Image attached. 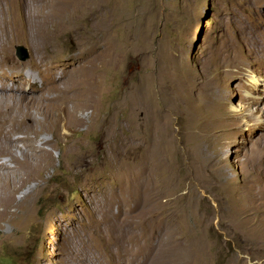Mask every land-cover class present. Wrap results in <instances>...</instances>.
I'll list each match as a JSON object with an SVG mask.
<instances>
[{
	"label": "rangeland",
	"instance_id": "374dc122",
	"mask_svg": "<svg viewBox=\"0 0 264 264\" xmlns=\"http://www.w3.org/2000/svg\"><path fill=\"white\" fill-rule=\"evenodd\" d=\"M16 1L18 20L24 2L39 3ZM67 2L87 9L80 35L59 38L62 53L44 62L57 65V80L87 58L77 40L106 38V104L84 125L45 132L33 122L40 115L22 117L0 98V145L21 160L0 155V198L20 199L38 183L23 227L16 217L0 221V264H264V0ZM30 14L0 87L15 88L27 71L42 83L33 65L43 31ZM69 146L84 152L77 163Z\"/></svg>",
	"mask_w": 264,
	"mask_h": 264
},
{
	"label": "bare ground",
	"instance_id": "6f19581e",
	"mask_svg": "<svg viewBox=\"0 0 264 264\" xmlns=\"http://www.w3.org/2000/svg\"><path fill=\"white\" fill-rule=\"evenodd\" d=\"M40 1L41 0H39V3H35V5L34 6L32 5L33 7L32 6L31 7L33 8L34 17L38 18V20L35 21V22H37L36 24L38 25L40 23V28H42L43 32L45 31L44 33L42 32V35H41L42 36L41 44L39 46H37L39 51L41 50V47L43 50H41V52L38 51V53H39V55H37L38 61L35 62V64L33 65L34 68L36 69L35 71L37 72V74L43 78L42 83L40 86H37L36 82H35V78L32 76L30 71H27L24 73L23 77H21V75H20L21 82L18 81L19 84L16 85L15 88H13V87H11V88L0 87V98L1 97H7L8 100L11 101L10 104H8V106L11 109L17 108V110L19 109L22 112H24V116H22V117H27L30 114V113H28V111L31 112L30 110H33L35 113L40 115L41 118L38 119V122H36L35 120L33 122L37 123L38 127L40 126L39 129L41 128V130L45 131V132L50 131L49 124L50 125L51 124H57V125L59 124V126H61V124H62L63 128H65V129L70 128V126H77V125L79 126L82 124L84 125V124H86V122L88 123L90 118L96 117L101 106L103 104H106L107 78H108V72L111 69V65L109 64L110 59H109V54H108L109 53L108 43H107L108 41L106 38L103 39L104 41H101V40L96 38L98 40V42H97L98 45H97L96 42H94V44H91L92 42H89V40L87 38H85V39L82 37H81L82 39L79 38L80 40H77V41L83 46V47H81L79 45L80 49L82 48V54L86 53L85 50L87 51V53H88L87 58L81 59L82 61L80 62V64L78 63L79 65L77 63L72 65V67L69 68L68 71H65L63 74H61L57 78V80H55L54 76H55V70H56L57 65H55L53 62L50 63V61L44 62V60L45 59H47V60L52 59L53 57H55V55L62 53V50L59 48V41H58V39L61 38L62 36L66 35V34H71L72 37H75V39L76 38L78 39V36L80 35L79 23L81 20H83V16L86 14L85 11H87V9L84 6V4L82 6V4L77 5L79 3H75L76 4L75 5V4H73L74 3L73 1H72L73 3L72 2L69 3V2H67V0H65V1L64 0H53V1L50 0V2H49V0L48 1L43 0L41 2ZM1 2H3V3H1ZM36 2H38V1H36ZM23 4H24L23 5L24 7H22V9H24V11H23V14H21L22 17L20 16V19L18 20L15 18L16 15L14 16L13 9L16 8V6L17 7L22 6L21 2L20 3H19V1L15 2V0H4V1L1 0L0 1V9H1V11H5L4 14H2L3 17L2 16H1L2 18L0 17L1 18V20H0V67H2L7 62L6 60H8V61L11 60L10 59V57H11L10 56L11 44L14 40L18 39L22 35V34H19L17 32V30L19 31V29L21 27V21H23L25 23V29H27L26 28L27 24L29 23V21H31L30 20L31 19L30 13H31L32 8L29 6L30 4L29 5L25 4V2ZM45 8L47 10V13H43L44 14L43 15L42 9H45ZM36 18H35V20H36ZM93 19L95 20V17ZM89 22H91V21H89ZM32 23H34L33 20H32ZM32 25H33V27L35 26V24H32ZM95 26H96V24H95ZM33 27L30 26V28H33ZM28 28H29V26H28ZM28 31H29V29H28ZM102 32L104 35H106V32H108V31L106 30L105 27H103ZM36 33H37V31H36ZM29 35H30V33H29ZM29 38H30V36H29ZM32 40H33V38H32ZM35 41H36V39H35ZM37 43H39V40ZM37 43H36V45H37ZM89 44L92 46H89ZM33 45H34V43H33ZM95 45L97 47H95ZM92 47H95L96 49L97 48H100V49L96 52V51L92 50ZM47 49H48V52L46 54L44 52H42V51H45ZM33 50H36V49L34 48ZM35 54H37V53H35ZM69 56L71 57V55H69ZM34 57H36V56H34ZM49 63H50V65H49ZM9 66H13V65H9ZM46 66H48V68H50V73H49V71H47ZM17 70H20V69H17ZM7 71H11V70H7ZM13 71L11 73L14 74L15 72H13ZM20 72H21V70H20ZM45 73H46V77L44 76ZM149 78H151V77H149ZM149 81H151V80H149ZM19 85L28 86L31 94L28 96L23 95V93H22L23 87L19 88L18 87ZM140 88H142V87H140ZM13 99H14L15 103H13L14 101L12 102ZM131 103H132V101H131ZM149 105H150V103H149ZM84 110H90V112L86 115V117H83V116H81L79 118L74 117L75 116L74 114L76 113V111L82 112ZM144 111H148V109L144 110ZM54 113H58V116H56L55 118L53 117ZM154 117H155V115H154ZM29 118H31V117L29 116ZM5 123H6V121L4 119L0 118V132H1V127ZM90 123L92 124V122H90ZM98 124H101V122ZM103 124L104 123L102 122V125ZM120 125H121V123H120ZM89 126H92V125L89 124L87 127H89ZM116 126L117 125L115 124V127ZM93 128L95 129V127H93ZM28 129L30 131V128H28ZM15 130H16V128H15ZM102 130H104V129H102ZM103 132H106V130H104ZM2 138H4V133L2 134ZM4 143H7V142H4ZM47 144H48V141H47ZM77 148H78V150H77ZM77 148H76V150L71 148L70 152L67 151V153H69L71 155V157L73 158L72 163H74V162L77 163L78 160L81 159L80 156L83 155L82 153H84L80 149V146ZM33 152H35L39 155H41V154L45 155L47 157L50 156L42 148L33 149ZM1 154L7 155L9 158V161L13 162L14 164H21L20 157L17 158L15 155L12 154V152L8 148H6L3 145H0V155ZM19 154L22 158L25 159L26 154L23 153L21 151V149H19ZM47 157H46V159H47ZM25 162H26V160H25ZM27 165L30 166V164H28V163H27ZM36 167L37 166H35V168ZM35 168H31V169H35ZM3 169H11V168L4 167ZM34 171L35 170H33L32 173ZM27 176H29V175H27ZM33 184H32V187H28L27 191L24 193L23 197L20 199L15 200L11 195H8L7 197L3 196L0 198V221L6 220V221L10 222L12 218L16 217L18 219L17 227H19V228L23 227V225L25 224L26 220L29 218V215H30L29 206H27L25 203L29 204V202L32 201L31 199H33L35 197L37 189H38V183H36L34 185ZM258 189H260V188H258ZM258 189H257V191H258ZM257 198H259V197H257ZM253 199H255V198H253ZM253 199H251V200H253ZM248 201H250V200H248ZM10 208H13V210L12 209L10 210ZM155 221H156V219H155ZM155 221H153L154 222L153 224H155ZM158 222H160V221H158ZM159 224H161V223H158L156 225H152V224L151 225L152 226H157V225L159 226ZM152 228L154 229V227H152ZM151 231H153V230H151ZM160 231H161V229H160ZM152 234L155 235V233H152ZM158 234H161V233H158ZM148 235L149 234H147V237H148ZM147 237H146V239H147ZM143 240H144V238H143ZM156 240H158V239H156ZM143 243H144V241H143ZM140 244H141V242H140ZM149 244H151V243H149ZM154 245H156V244L154 243ZM150 248H152V247H150ZM140 253H142V252L140 251ZM144 256H145V253H144ZM146 258H147V256H146ZM132 262L126 263L125 261L114 260L112 264H132Z\"/></svg>",
	"mask_w": 264,
	"mask_h": 264
},
{
	"label": "water",
	"instance_id": "95a60500",
	"mask_svg": "<svg viewBox=\"0 0 264 264\" xmlns=\"http://www.w3.org/2000/svg\"><path fill=\"white\" fill-rule=\"evenodd\" d=\"M16 52H17V57L21 60V61H24L28 58V54H27V51L24 47L22 46H17L15 48ZM22 53V55H20Z\"/></svg>",
	"mask_w": 264,
	"mask_h": 264
}]
</instances>
